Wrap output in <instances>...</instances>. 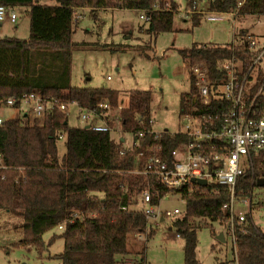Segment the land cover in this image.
Here are the masks:
<instances>
[{
	"label": "trees",
	"instance_id": "obj_1",
	"mask_svg": "<svg viewBox=\"0 0 264 264\" xmlns=\"http://www.w3.org/2000/svg\"><path fill=\"white\" fill-rule=\"evenodd\" d=\"M41 4L38 0H0L2 4L25 6L29 20L27 38L0 36V103L10 97L20 98L34 92L57 101L42 118H29L24 113L0 122V209L21 217V242L41 247L40 236L58 226L63 239L62 251L56 256L61 264H150L143 252L139 258L129 255L130 235L150 237L153 229L141 210L131 208L141 203V194L148 190L150 204L155 206L168 192L179 193L185 202L183 215L172 225L183 239V264H200L197 255L196 228L205 220L227 222L229 212L223 208L228 201L224 186L214 183L200 185L191 181L181 190H169L156 177L135 172L134 155L146 145H156V153L169 161L170 151L186 141L178 131H161L155 138L147 132L152 128L150 92L130 89L127 103H120V92L110 87H74L69 84V56L75 45L71 36L75 9L125 8L145 11L149 17L145 32L150 37L172 30L175 0H54ZM240 0H206L207 11L231 13ZM252 13L264 12V0H258ZM245 0L237 14L249 11ZM195 2L187 6L196 9ZM250 13V12H249ZM195 21V17L192 16ZM248 35L239 31L240 39ZM188 62H203L212 91L225 77L218 72L224 60L251 56L245 41L229 45L192 44L179 49ZM189 91L179 95V118L184 113H212L215 106L228 108L229 102L212 99L203 105L198 98L195 77L189 72ZM257 83L250 86L253 92ZM256 99L257 104L264 98ZM75 101L85 109L119 119L122 132L131 135V145L124 137H113L112 131H95L88 124L70 126L68 107L60 103ZM105 101L109 109L98 108ZM58 104V105H57ZM19 108L18 103L13 105ZM145 131L138 144L137 133ZM122 134V133H121ZM61 136V137H59ZM63 139L65 152L58 154L57 142ZM149 153V152H147ZM251 164L237 178L235 194L251 195L257 178L264 177V150L251 153ZM142 160L139 167H142ZM190 189L189 191H187ZM143 205V204H142ZM143 207V206H142ZM196 220H200L196 222ZM59 225L61 227H59ZM149 226V227H148ZM228 228V225H227ZM234 244L231 258L215 264H264V234L245 214V221L234 225Z\"/></svg>",
	"mask_w": 264,
	"mask_h": 264
},
{
	"label": "rangeland",
	"instance_id": "obj_2",
	"mask_svg": "<svg viewBox=\"0 0 264 264\" xmlns=\"http://www.w3.org/2000/svg\"><path fill=\"white\" fill-rule=\"evenodd\" d=\"M175 1L178 11L174 13L172 30L160 32L154 37L145 32L147 23L139 17L141 11L125 8L75 9L71 36L75 45L69 56V84L74 87L117 89L123 105L127 103L130 89L148 90L154 129L159 132L165 130L169 134L177 132L181 125L179 95L188 92L190 87L189 65L180 55L179 49L195 43L227 45L236 42L239 31L246 28L262 41L264 12L258 15L252 13L244 19L225 14L219 20H207L203 14L193 13L184 20L182 12L190 9L188 0ZM194 1L200 9L204 8L206 0ZM38 2L47 5L55 3L54 0ZM15 12L16 23L8 20L2 22L0 36L15 31L14 35L19 38H27L28 17L21 7H16ZM192 16L196 17L195 21ZM18 109L21 115L29 112L30 105L22 104ZM16 113L15 107L0 103L2 119ZM27 117L29 121L33 119L29 115ZM67 122L70 126L85 124L78 117L77 107L73 104L68 106ZM114 124L113 137L122 135L124 145L130 146L131 135L122 132L117 121ZM57 147L61 156L65 152L63 139L58 140ZM242 198H246L249 204H243L240 201ZM142 206L137 203L131 208L141 210ZM233 207L235 213L244 211L264 234V186L255 185L250 196L236 195ZM155 208L161 211L177 208L179 212L161 221L150 218L148 225L153 233L148 238L145 234L142 237L130 235L127 240L129 255L139 258L143 252L150 264H183V239L177 234L172 222L183 215L185 202L179 193L168 192ZM21 221V217L0 209V264H61L56 255L62 251L63 239L57 236L50 241L53 235L61 233V229L54 226L43 232L40 236L42 245L38 248L32 242H21ZM205 221L204 225L200 224L196 228V255L200 264H215L217 260L231 258L233 241L227 222Z\"/></svg>",
	"mask_w": 264,
	"mask_h": 264
},
{
	"label": "built area",
	"instance_id": "obj_3",
	"mask_svg": "<svg viewBox=\"0 0 264 264\" xmlns=\"http://www.w3.org/2000/svg\"><path fill=\"white\" fill-rule=\"evenodd\" d=\"M244 1H238L237 10ZM237 10L223 13L189 9L182 12V18L185 20L189 14L199 13L207 20H219L223 19L225 14H237ZM141 12L139 17L147 22L149 19L147 13ZM16 18L15 6L0 3V23L5 20L14 22ZM240 41H245L251 56L244 60L234 58L219 62L217 70L224 72L225 77L218 81L212 91L204 63L195 62L189 67V72L195 77L200 103L209 105L212 99L225 100L230 103L228 108L215 106L212 113L195 110L193 113L182 114L178 132L185 135L187 140L170 151L169 161L156 153V145H146L136 151L133 169L135 172L158 178L169 190H181L185 184L193 180H205V185L214 183L224 186L228 193V201L222 207L229 212L227 225L233 244L234 225L245 221L246 214L244 211L234 212L236 181L244 170L250 167L251 153L264 150V102L260 104L256 102L257 98H260L259 100L264 98V39L259 41L257 37L248 34ZM254 82L257 86L251 92L249 88ZM56 102L53 97L30 92L20 98L10 97L5 104L13 106L18 103L19 108L22 104H29L30 110L24 114L32 118H42ZM70 104L77 107L78 117L92 130H114L108 123L107 111L99 114L78 106L75 101L60 103L59 107L65 109ZM97 107L108 110L110 106L107 102L101 101L97 103ZM2 120L0 116V122ZM113 121L119 124L117 117H114ZM147 132L153 134L155 138L161 136V132L152 128ZM144 134V130L139 131L138 139L133 145H137L139 138ZM142 160H144L142 167H139ZM240 201L249 204L246 198ZM141 202L147 221L150 218L163 220L179 212L177 208L172 211L156 209L149 203L150 194L147 189L141 194Z\"/></svg>",
	"mask_w": 264,
	"mask_h": 264
},
{
	"label": "crops",
	"instance_id": "obj_4",
	"mask_svg": "<svg viewBox=\"0 0 264 264\" xmlns=\"http://www.w3.org/2000/svg\"><path fill=\"white\" fill-rule=\"evenodd\" d=\"M194 1V0H193ZM247 2L246 3H249V11H247V12H245V13H242V14H228V15H232V16H234V17H237V18H239V19H244V17H247L248 15H250V14H252V12H254V10L255 9H257V5H258V3H259V1L258 0H246ZM55 2V1H54ZM177 2V1H176ZM188 2V1H187ZM195 2V1H194ZM178 4V3H177ZM16 7H21L22 9H23V13L25 14V11H26V7L25 6H15V8ZM187 7V6H186ZM185 8V7H184ZM195 8H196V10H198V11H203V10H206L205 9V7L204 8H202V9H200V7L196 4V2H195ZM250 12V13H249ZM256 15H258L257 13H255ZM195 19H196V17H195ZM16 20H17V18H16ZM16 20L14 21V22H10V23H16ZM1 26V25H0ZM16 29H17V27H15ZM243 30H246L247 31V33L249 34V35H252V36H255V35H253L252 33H250L249 32V30L246 28V29H243ZM0 33H1V31H0ZM6 33V32H5ZM8 33V32H7ZM10 34V35H9ZM9 34H6V35H3V36H15V37H19V36H16V35H14L15 34V31H12L11 33H9ZM239 37V36H238ZM240 42V38H238L237 39V41L236 42H231L230 44H235V43H239ZM227 45H229V44H227ZM15 110H17V113L16 114H14L13 116H19L20 114H19V109H17V108H15ZM152 129L153 130H155L154 129V127L152 126ZM155 131H157V130H155ZM162 219H160V221H161Z\"/></svg>",
	"mask_w": 264,
	"mask_h": 264
},
{
	"label": "water",
	"instance_id": "obj_5",
	"mask_svg": "<svg viewBox=\"0 0 264 264\" xmlns=\"http://www.w3.org/2000/svg\"><path fill=\"white\" fill-rule=\"evenodd\" d=\"M1 25V23H0ZM88 127V125H86ZM198 184L200 185H205L206 181L205 180H195ZM256 185L257 186H264V177L257 178L256 180ZM222 239V234L219 236Z\"/></svg>",
	"mask_w": 264,
	"mask_h": 264
}]
</instances>
